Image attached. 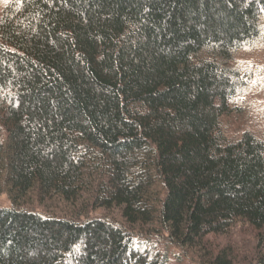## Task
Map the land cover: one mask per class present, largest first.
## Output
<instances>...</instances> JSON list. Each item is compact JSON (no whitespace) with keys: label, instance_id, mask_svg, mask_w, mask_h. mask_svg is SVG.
Wrapping results in <instances>:
<instances>
[{"label":"trees","instance_id":"16d2710c","mask_svg":"<svg viewBox=\"0 0 264 264\" xmlns=\"http://www.w3.org/2000/svg\"><path fill=\"white\" fill-rule=\"evenodd\" d=\"M263 50L264 0L1 2L0 264H264Z\"/></svg>","mask_w":264,"mask_h":264},{"label":"rangeland","instance_id":"374dc122","mask_svg":"<svg viewBox=\"0 0 264 264\" xmlns=\"http://www.w3.org/2000/svg\"><path fill=\"white\" fill-rule=\"evenodd\" d=\"M4 0H0V3L3 2ZM249 61L251 63H257L259 65V67H261L263 69V72H264V50L261 51L259 54L255 55V56H252L249 58ZM264 78V77H263ZM263 83V88H264V81L262 82ZM260 95H263V96H259V97H255L253 99V102L255 101V103L257 104H253L255 106H258V105H264V91L260 92L259 93ZM262 128V126H258L257 129H260ZM263 129V128H262ZM262 131V130H261ZM161 191V187L159 185V183H155L153 186H152V190H151V193L152 195L149 196V202L150 204L154 203L155 201V197L158 195V193Z\"/></svg>","mask_w":264,"mask_h":264}]
</instances>
